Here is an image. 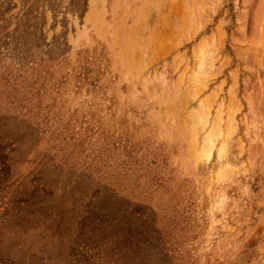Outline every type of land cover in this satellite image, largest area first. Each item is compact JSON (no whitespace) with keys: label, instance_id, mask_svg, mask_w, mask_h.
Listing matches in <instances>:
<instances>
[{"label":"rangeland","instance_id":"obj_1","mask_svg":"<svg viewBox=\"0 0 264 264\" xmlns=\"http://www.w3.org/2000/svg\"><path fill=\"white\" fill-rule=\"evenodd\" d=\"M0 264H264V0H0Z\"/></svg>","mask_w":264,"mask_h":264}]
</instances>
